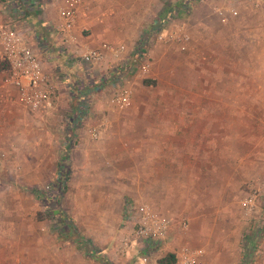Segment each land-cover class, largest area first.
<instances>
[{
  "label": "crops",
  "instance_id": "0c3cea01",
  "mask_svg": "<svg viewBox=\"0 0 264 264\" xmlns=\"http://www.w3.org/2000/svg\"><path fill=\"white\" fill-rule=\"evenodd\" d=\"M63 2L0 0V24L11 23L27 35L41 55L45 72L55 84L53 107L44 114L31 112L23 107L16 90L3 83L0 71V155L12 151L17 161L27 148L24 141L32 137L26 150L35 157V164L27 170L21 166L18 175L23 185L31 186L49 177L56 180L57 175L62 182L69 161H72L71 166L77 167L78 175L81 174L82 186L94 182L105 195L113 190L118 198L128 195L143 202L155 198L158 201L168 192L167 187L189 186L183 182L182 172L191 175L203 169L212 170L214 123L226 122L223 119L228 121L229 117L186 114L182 113V106L188 104L196 108L195 112L198 108L212 109L214 106L244 107L246 90H264V18L244 21L229 17L227 22L211 23L206 18L209 7L214 5L213 0H79L73 28L75 41L65 44L59 15ZM187 4L190 7H185ZM242 6L240 3V8ZM258 10L264 12L262 5ZM159 32L162 39L157 38ZM184 36L188 39H182ZM200 39H205L204 50ZM102 42L125 45L126 60L122 67H112L117 64L108 52L104 62L89 65L81 61L84 50ZM188 44L190 50L184 53L180 69L190 74L189 88L183 89L182 85L174 83L170 86L173 89H169L173 93L170 102L177 108L176 112L136 116L133 113L136 108L147 105L144 94L146 97L149 89L142 83L143 78L149 76L158 81L159 66L168 64L171 51L176 47L186 48ZM141 50L147 52L151 61L147 76L141 74L135 64ZM176 63L177 59L173 63L175 70ZM115 77L125 78L133 90L131 106L124 111H117L111 104ZM226 92L235 93L232 103L230 98L219 97ZM85 104L88 116L81 121L76 111ZM62 114L70 115L65 131L59 125ZM102 117L109 127L100 139L91 140L84 127L95 124ZM236 117L238 124L244 122ZM139 122L142 125L137 127ZM244 129L242 127L241 131ZM239 131L240 127L238 138ZM224 133L222 139L226 140L235 135ZM72 137H77L78 141L68 161L63 141ZM57 138H61L62 143ZM0 162L3 164V159ZM43 170H46L44 174ZM193 177L191 175L190 179ZM13 202L16 203V199ZM50 203L48 210L62 218L58 200ZM17 220L21 219L14 216L13 225L19 223ZM41 235L43 233L23 226H0V264H42L41 258H33L31 254L34 244L37 248L34 256L40 255L37 257L50 249L35 243ZM169 243L166 247L173 248L180 241L174 237ZM57 248V244L52 245L54 253L52 250L50 256H57Z\"/></svg>",
  "mask_w": 264,
  "mask_h": 264
},
{
  "label": "rangeland",
  "instance_id": "374dc122",
  "mask_svg": "<svg viewBox=\"0 0 264 264\" xmlns=\"http://www.w3.org/2000/svg\"><path fill=\"white\" fill-rule=\"evenodd\" d=\"M213 3L211 8L208 6L210 13L206 18L211 23H222L215 10L231 5L242 10L232 19L247 21L264 18V12H258L261 5L264 8V0H213ZM240 3H243L241 8ZM202 16H206L204 10ZM204 40L200 44L202 50L205 48ZM189 47L188 44L184 49L176 47L171 51L168 64L159 66L161 75L158 81L149 76L143 78H150L148 80L155 83L145 85L149 89L146 97L144 94L147 105L136 108L137 111L133 112L136 116L176 112L177 108L170 102L173 100V93L169 89H173L170 86L174 83L182 85L183 89L189 88L190 74L188 70L184 72L180 69L183 68L180 61L182 60L183 65L184 53L190 50ZM176 59L177 72L173 67ZM194 77L197 78L196 75ZM245 93L244 107L214 106L212 109L198 108L195 112L196 108L183 104L182 113H208L229 117V120L214 123L215 145L211 150L214 152L215 163L212 170L191 172L195 176L192 180L189 172H182L181 178L189 186L167 187L168 194H163L161 200H144L159 212L170 216L174 222L172 232L150 253L153 260L158 262L165 254L174 253L185 245L203 248L204 264H208V260L210 264H264V192L256 196L253 209L249 210L247 203L248 195L251 194L250 186L264 180V90H246ZM234 94L226 92L225 96L219 97L230 98L229 102L232 103ZM69 116L63 115L62 123H59L63 131L68 126ZM236 116L244 119V122L240 121L238 124ZM137 125L139 127L142 123ZM242 127L245 128L244 132L241 131ZM224 132L235 135L229 140L222 139ZM31 139L24 141L27 148L23 147L17 161L12 151L0 155V160L3 159V164L0 162V226H23L43 233L35 243L50 249L44 251L41 257H37L40 256L38 253L34 256L35 250L37 251L35 244L31 251L32 257L41 258L42 264H140L139 257L143 255L142 240L134 235L131 209L143 201L128 195L118 198L113 190L105 195L94 182H87L86 186H82L79 170L77 167L74 169L72 161H69L78 141L77 137L63 141L69 161L66 172H69L71 181L68 179L66 182L67 188L59 200L57 196L61 187L55 183L54 177L43 178L41 182L31 186L23 185L18 175L21 166L27 170L35 164V157L30 154V150H26ZM57 141L62 143L61 138H57ZM45 171L43 170V174ZM46 186L50 187L48 201L36 195L37 190L45 192ZM15 199L16 203L13 202ZM57 200L62 218L59 214L48 215L46 212L49 205H52L50 201ZM14 216L21 219L20 222L17 220L18 225H13L15 223L11 221ZM182 217L187 218L188 226L185 229L179 224ZM174 237L180 241L179 245L167 248L166 244ZM54 244L58 245V251L57 256L54 254L53 257L50 255ZM161 254L164 255L160 256ZM47 259L53 260L48 263Z\"/></svg>",
  "mask_w": 264,
  "mask_h": 264
},
{
  "label": "built area",
  "instance_id": "2783aa9c",
  "mask_svg": "<svg viewBox=\"0 0 264 264\" xmlns=\"http://www.w3.org/2000/svg\"><path fill=\"white\" fill-rule=\"evenodd\" d=\"M79 0H64L59 9V15L63 24L61 27L63 43L75 41L73 28L76 18V10ZM190 5H185V7ZM221 22H227L229 17L238 15L235 6L221 7L216 10ZM162 39L161 32L157 35ZM187 40V37H182ZM184 48V47H182ZM112 57V67H122L125 59L126 48L124 44L102 42L97 47L87 48L80 55L85 64L101 63L106 61V54ZM0 59L4 60L7 70L2 73L3 83L11 86L17 92V96L24 108L31 112L46 113L53 107L52 94L55 89L53 78L44 70V63L40 53L32 46L27 35L11 23L0 24ZM136 66L140 73L147 76L151 69V61L147 52L141 50L136 60ZM114 90L111 94V104L117 111L128 109L132 103L133 90L123 77H115ZM88 116V106L85 104L76 111V117L81 121ZM108 121L100 118L95 124L85 125L86 134L91 140H98L108 129ZM49 186L45 192L49 193ZM251 194L247 203L249 210L254 207L256 196L264 192V180L250 186ZM131 218L134 223V235L142 240L143 255L139 257L140 264H159L151 258L150 253L157 249L161 242L168 237L173 230L174 222L170 216L159 212L151 204L141 202L131 209ZM182 229L187 228V218L179 220ZM175 253L174 264H203V248H190L182 246Z\"/></svg>",
  "mask_w": 264,
  "mask_h": 264
},
{
  "label": "trees",
  "instance_id": "16d2710c",
  "mask_svg": "<svg viewBox=\"0 0 264 264\" xmlns=\"http://www.w3.org/2000/svg\"><path fill=\"white\" fill-rule=\"evenodd\" d=\"M7 70V66H6V63H5V61L4 60H2V59H0V71L1 72H4V71H6ZM142 83L143 84H145V85H149V84H151V83H155L154 81H152V80H148V79H143V81H142ZM59 177H58V175H57V178H56V180H55V183L57 184V185H59L60 187H61V191H60V193L58 194V200H59V198H60V196L62 195V193H63V191L64 190H66V188H67V186H66V182L68 181V179H69V172L67 171V172H64V174H63V181L62 182H60L59 181V179H58ZM58 179V180H57ZM35 191V190H34ZM36 195L37 196H39L40 195V197L41 198H44V199H46L47 198V201L49 200V195H48V193L47 192H43V191H39V190H37L36 191ZM46 212H47V214L48 215H54V214H52L51 213V210H46ZM175 259H176V257H175V254L174 253H167V254H165V256H163L159 261H158V263L159 264H174L175 263Z\"/></svg>",
  "mask_w": 264,
  "mask_h": 264
}]
</instances>
